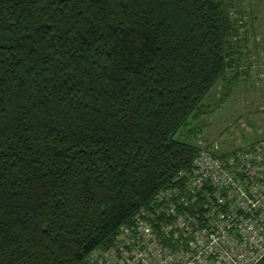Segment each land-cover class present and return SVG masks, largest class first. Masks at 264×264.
<instances>
[{
	"label": "trees",
	"instance_id": "trees-1",
	"mask_svg": "<svg viewBox=\"0 0 264 264\" xmlns=\"http://www.w3.org/2000/svg\"><path fill=\"white\" fill-rule=\"evenodd\" d=\"M245 14L233 0H0V264H87L182 185L210 145L176 132L238 67Z\"/></svg>",
	"mask_w": 264,
	"mask_h": 264
},
{
	"label": "built area",
	"instance_id": "built-area-1",
	"mask_svg": "<svg viewBox=\"0 0 264 264\" xmlns=\"http://www.w3.org/2000/svg\"><path fill=\"white\" fill-rule=\"evenodd\" d=\"M221 152L203 147L87 264L263 263L264 137Z\"/></svg>",
	"mask_w": 264,
	"mask_h": 264
},
{
	"label": "rangeland",
	"instance_id": "rangeland-1",
	"mask_svg": "<svg viewBox=\"0 0 264 264\" xmlns=\"http://www.w3.org/2000/svg\"><path fill=\"white\" fill-rule=\"evenodd\" d=\"M252 1L240 0V6L250 12L256 8L257 12L264 11L262 2L264 0ZM260 14L261 21L264 22V14ZM260 26L263 34L260 40H262L264 23ZM246 43L247 41L243 40L240 47ZM255 60L263 62L258 64L260 69L256 65L238 66L235 70H231L226 78H219L202 98L199 112L190 117L175 136L191 142L200 140L210 146L219 145L224 150L262 138L264 136V61L260 55ZM246 68L250 69L248 73L242 71Z\"/></svg>",
	"mask_w": 264,
	"mask_h": 264
},
{
	"label": "crops",
	"instance_id": "crops-1",
	"mask_svg": "<svg viewBox=\"0 0 264 264\" xmlns=\"http://www.w3.org/2000/svg\"><path fill=\"white\" fill-rule=\"evenodd\" d=\"M240 3V0H236ZM254 1V0H253ZM252 1V2H253ZM234 2V0H233ZM244 2V1H243ZM255 2V1H254ZM264 3V1H262ZM257 10V8H256ZM255 9H252V11H246V18H248L249 20V31L247 33V39H244L245 41H247L246 45L242 46L239 48L238 51H236V58L235 61L237 66H248V67H252L253 65H256L259 68L258 64H262L263 62H259L256 61L255 58L257 56H261V58L264 61V51H263V45L264 43H262V41H264V39L260 40L262 38V32H261V24H263L264 22L261 21V14H264V11L262 12H257ZM262 45H260V43ZM249 45V46H248ZM253 45V47H251ZM258 45H260V47L258 48ZM248 47V48H247ZM250 48V50H249ZM246 49V50H245ZM249 50V52H248ZM242 71H246L248 73V71H250L249 68L243 69Z\"/></svg>",
	"mask_w": 264,
	"mask_h": 264
},
{
	"label": "water",
	"instance_id": "water-1",
	"mask_svg": "<svg viewBox=\"0 0 264 264\" xmlns=\"http://www.w3.org/2000/svg\"><path fill=\"white\" fill-rule=\"evenodd\" d=\"M261 264H264V262H263V263H261Z\"/></svg>",
	"mask_w": 264,
	"mask_h": 264
}]
</instances>
